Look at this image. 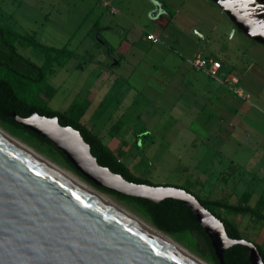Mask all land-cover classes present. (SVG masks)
<instances>
[{"label": "rangeland", "instance_id": "rangeland-1", "mask_svg": "<svg viewBox=\"0 0 264 264\" xmlns=\"http://www.w3.org/2000/svg\"><path fill=\"white\" fill-rule=\"evenodd\" d=\"M53 1L0 0L1 27L33 37L45 45L66 46L73 51L62 65L53 58L54 54H50L51 67L46 69L41 82L27 81L0 67V74L11 80L18 94L28 102L69 116L79 115V120L85 111L81 121L101 138L108 136L119 141L118 157L124 163H132L135 175L147 178L153 184L187 188L204 199L218 197L234 204L247 202L264 212V137H261L264 135V106H254L255 101L247 90L241 85H231L226 78L220 81L225 86H219L217 93H220L222 103L216 101L217 94L207 91L203 85L187 84L197 74L204 75L192 68L190 58L198 54L216 56L219 60L227 55L235 57L228 42L234 25L220 8L208 0L112 2L119 11L123 5L128 6L127 12H132L131 7L136 8L132 13L140 14L137 19L140 28L113 15L116 9L111 2L100 0L108 7L103 11L106 18L117 21L116 35L107 36L110 43L118 49L119 41L115 36L122 33L127 37L118 49L124 53L121 65L111 67L110 71L104 67L109 60L97 48L98 43L92 47V43L84 40L81 44L86 50L81 46L76 48L78 42L60 41L59 36L49 34L41 25L44 8ZM61 2L72 5V0ZM97 9H102L100 3ZM64 12L66 15L67 11ZM69 22V19L63 20L64 37L71 30ZM149 30L154 31L158 42L146 37ZM235 31L236 35H244L238 29ZM14 45L29 61L38 66L45 63L46 54L25 40L18 38ZM0 61L9 63L23 75L36 76L27 63L11 57L1 41ZM177 63L182 72L171 79L175 76L170 73L171 69ZM109 72L110 79L103 85ZM216 76L205 75L203 79L217 86ZM239 90L242 96L236 93ZM223 108L227 113H222ZM236 108L240 111L236 112ZM0 125L50 161L150 223L132 205L98 189L57 153L49 152L27 133L1 121ZM214 211L235 224L242 238L264 249V220L220 207H215ZM170 237L191 253L214 264L206 257V252H202V244L189 237Z\"/></svg>", "mask_w": 264, "mask_h": 264}, {"label": "water", "instance_id": "water-1", "mask_svg": "<svg viewBox=\"0 0 264 264\" xmlns=\"http://www.w3.org/2000/svg\"><path fill=\"white\" fill-rule=\"evenodd\" d=\"M246 37L264 45V23L211 0ZM8 115L47 138L85 179L112 192L158 203L183 202L208 235L214 254L244 245L251 264H264L253 241L232 238L220 218L185 188L138 183L100 165L80 131L57 116ZM0 264H197L93 194L0 134Z\"/></svg>", "mask_w": 264, "mask_h": 264}, {"label": "trees", "instance_id": "trees-1", "mask_svg": "<svg viewBox=\"0 0 264 264\" xmlns=\"http://www.w3.org/2000/svg\"><path fill=\"white\" fill-rule=\"evenodd\" d=\"M18 38L25 40L28 44L33 45L46 54V61L42 66H38L37 64L29 61L16 50L14 42ZM0 41L8 49L11 57L18 58L27 63L34 69V71L36 72V76L32 77L23 75L15 68L11 67L7 62L0 61V67H5L6 69L12 71L14 74L25 78V80L27 81L30 80L41 82L44 79L46 69L51 67L52 56L50 54H54L53 58L57 60L59 65L63 64V60L65 58H69L73 55V51L71 49H68L66 46H63L61 48L48 46L37 41L33 37L21 35L13 30L6 29L1 26ZM11 111H15L20 116H28L31 112L35 111L46 116H57L61 124L71 125L72 127L80 131L84 140L89 144L92 155L96 158L97 162L100 165L106 166L111 171L121 174L125 179L129 181L153 184L147 178L135 175L127 167V165L122 160H120L108 146H106L102 142L101 138L97 134L93 133L87 126L80 122L79 115L76 117L69 116L65 112L52 109L44 105L28 102L18 94L11 80L7 77H3L0 74V121L17 131L27 133L28 137L36 140L40 145L45 146V148L49 152L57 153L69 166L74 169L66 156L60 150H58L47 138L37 135L17 124L8 115V113ZM74 170L76 171V169ZM76 172L78 173V171ZM78 174L80 175V173ZM97 188L107 193L113 194L119 199L124 200L132 205L134 209L140 212L154 227L161 230L162 232L177 238L181 236L189 237L197 244H202V252H206V257L214 264H220L214 254V250L211 246L208 235L205 233L204 229L197 223L192 211L183 202L173 199H163L160 202L154 204L145 199H138L121 195L102 187ZM185 189L187 191H190L187 188ZM194 195L198 198L203 206L208 208L212 213H214L218 218L221 219L225 226L227 234L232 238H242L239 229L231 221L217 214L214 211L215 207H220L233 212L249 213L259 219L264 220V212H261L255 207L250 206L249 204H247V202L234 204L223 201L221 199H204L200 198L196 194ZM255 245L258 248L264 262V249L257 243H255ZM223 256L224 264H251L248 260V250L244 245H233L227 248L223 252Z\"/></svg>", "mask_w": 264, "mask_h": 264}, {"label": "crops", "instance_id": "crops-1", "mask_svg": "<svg viewBox=\"0 0 264 264\" xmlns=\"http://www.w3.org/2000/svg\"><path fill=\"white\" fill-rule=\"evenodd\" d=\"M107 1L111 2V5L115 7L112 4V2L116 1L119 4H122L123 0H107ZM98 3L101 4V8H102L100 11L97 9ZM123 6L121 7V11H119V9L115 7L116 12L112 14L118 15L125 22L127 21L133 23L134 25H137L140 28H142V26H140L141 24L137 22L138 21L137 19L139 18L140 14L132 13L136 8L131 7L133 9L132 12L131 11L127 12L128 6H126L125 8ZM105 8L107 10L108 7L105 4H102L100 0H72V5L62 3L61 0H55L53 2H50L48 6L44 8L42 14L43 22L40 23L41 25L47 28L49 34H53L54 36H59L57 38L60 39V41H65V43H70L71 41L78 42L79 44L76 46V48L81 46L83 50H86V48L83 47L81 44L82 41L84 40L85 41L88 40L90 43H92L91 44L92 47L95 46V43H98L97 48L103 51V54L109 60L104 64L105 65L104 67L111 71V67H118L121 65V61L122 58L124 57V53H122L118 49L121 43H123L124 40H127V37L125 36V34L122 33L115 36L116 38H118L119 41L118 49L116 45H112L110 43V40L109 38H107V36L111 35L114 37V35H116L115 23H117V21L114 18L112 20L106 18L105 12H103ZM63 10L67 11L66 15ZM66 19H69L70 21L69 25H71L70 28L71 30L67 31L66 32L67 36L64 37L62 35L64 31L63 20L65 21ZM34 20L37 21L36 19ZM124 32L126 33L125 30H123V33ZM149 32H154V31L149 30ZM235 32L236 31L234 30V32L228 38L229 46L234 49L233 51L235 52V57H232V55H227V57L224 58L223 60H219V58L213 56L214 59H217L221 63L220 68L217 71V75L219 79V80L217 79V86L215 85L213 86L211 85V83L204 81L203 77H205V75L208 76L205 73L202 76L201 74L199 75L197 74L196 76H194L191 82L188 83L186 82V83L194 85L196 82L200 85H203V87L207 91L209 92L213 91L215 94H217L219 88L222 85L225 86V84L221 83L220 81L226 78L227 80H229V83L231 85L233 84L241 85L245 90H247V94L251 96L255 101L253 102L254 106L260 108V106H264V45L253 41L252 39L246 37L245 35H236ZM77 36L79 37L77 38ZM203 56H208V55H203ZM103 70L104 69H102V72ZM171 70L172 71L170 73L175 75L171 79H174L176 77V74L182 72V68L180 67L179 64L173 66ZM110 76H111V72H109V74L104 77L105 80L102 83L103 85H105V83L110 79ZM178 79L179 78L177 77V80ZM181 79L182 81H185L184 78ZM217 99L218 100L216 101L222 103L221 101L222 98L220 97V93L217 94ZM221 103H219V105ZM215 106H217V103L215 104ZM224 106H226V104H224ZM235 110L236 112L240 111L237 108ZM84 113L85 111L82 112V116L84 115ZM222 113L223 114L227 113V109L225 108ZM81 118H80V122L83 123L81 121ZM92 118L93 117L90 118V121L92 120ZM238 122L241 123L242 121L239 120ZM83 124L86 126L85 123ZM219 132L221 133L223 132V130L221 131L219 130ZM261 137H264V135H261ZM103 138H101L102 142L106 146H108L118 157L119 141H117L113 137H108V136H105ZM125 164L133 172L132 163H125ZM212 199H221V198L215 197Z\"/></svg>", "mask_w": 264, "mask_h": 264}, {"label": "bare ground", "instance_id": "bare-ground-1", "mask_svg": "<svg viewBox=\"0 0 264 264\" xmlns=\"http://www.w3.org/2000/svg\"><path fill=\"white\" fill-rule=\"evenodd\" d=\"M0 134L6 137L7 139H9L10 141H12L13 143H15L17 146H19L29 154L33 155L34 157L45 163L46 165H48L49 167H51L52 169H54L55 171H57L58 173H60L61 175H63L64 177H66L67 179H69L70 181H72L73 183H75L76 185L80 186L81 188L93 194L97 198L111 205L112 207H114L115 209H117L118 211H120L121 213H123L124 215H126L127 217H129L130 219H132L133 221H135L136 223H138L139 225H141L142 227H144L145 229H147L148 231H150L151 233H153L154 235H156L157 237H159L160 239H162L163 241H165L166 243H168L169 245L180 251L181 253H183L184 255H186L188 258H190L197 264H210L207 261L203 260L202 258L191 253L189 250H187L185 247L180 245L169 235L165 234L164 232L157 229L156 227H154L153 225H151L141 217L137 216L136 214L132 213L131 211L127 210L126 208L115 202L111 197L99 192L98 190H96L95 188L84 182L82 179H80L77 175H75L71 171L64 169L61 166L57 165L56 163L50 161L49 159L38 153L36 150H34L32 147H30L29 145H27L26 143L22 142L14 135L9 133L1 125H0Z\"/></svg>", "mask_w": 264, "mask_h": 264}, {"label": "built area", "instance_id": "built-area-1", "mask_svg": "<svg viewBox=\"0 0 264 264\" xmlns=\"http://www.w3.org/2000/svg\"><path fill=\"white\" fill-rule=\"evenodd\" d=\"M146 37L152 42L159 41V38L153 32L148 31ZM189 63L194 70L198 72H203L208 76L214 78L217 77L216 74L221 65L220 61H218L217 59H214L213 57H209V56H203L200 54L190 58ZM236 93L242 96L241 90L237 91Z\"/></svg>", "mask_w": 264, "mask_h": 264}, {"label": "flooded vegetation", "instance_id": "flooded-vegetation-1", "mask_svg": "<svg viewBox=\"0 0 264 264\" xmlns=\"http://www.w3.org/2000/svg\"><path fill=\"white\" fill-rule=\"evenodd\" d=\"M211 1V0H209ZM226 6L235 8L239 14L264 23V0H223ZM212 2V1H211ZM213 3V2H212Z\"/></svg>", "mask_w": 264, "mask_h": 264}]
</instances>
